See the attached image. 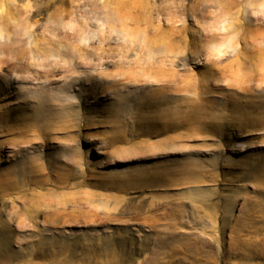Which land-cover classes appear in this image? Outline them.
<instances>
[{
	"label": "rangeland",
	"instance_id": "obj_1",
	"mask_svg": "<svg viewBox=\"0 0 264 264\" xmlns=\"http://www.w3.org/2000/svg\"><path fill=\"white\" fill-rule=\"evenodd\" d=\"M0 264H264V0H0Z\"/></svg>",
	"mask_w": 264,
	"mask_h": 264
}]
</instances>
